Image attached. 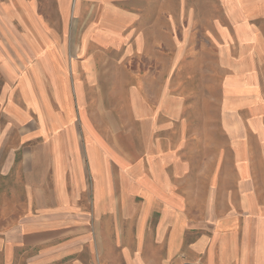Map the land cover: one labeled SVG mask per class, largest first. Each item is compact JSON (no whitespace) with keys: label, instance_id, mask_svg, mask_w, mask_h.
<instances>
[{"label":"rangeland","instance_id":"obj_1","mask_svg":"<svg viewBox=\"0 0 264 264\" xmlns=\"http://www.w3.org/2000/svg\"><path fill=\"white\" fill-rule=\"evenodd\" d=\"M25 1L0 0V251L264 264V0Z\"/></svg>","mask_w":264,"mask_h":264},{"label":"crops","instance_id":"obj_2","mask_svg":"<svg viewBox=\"0 0 264 264\" xmlns=\"http://www.w3.org/2000/svg\"><path fill=\"white\" fill-rule=\"evenodd\" d=\"M78 1L79 2L83 1L84 2V1H87V0H78ZM24 2H26V1L24 0ZM256 11H260V9L255 7V8H253L251 10V12H256ZM251 15H253V13H251ZM166 203H167L168 207H171L173 210L174 209L177 210V214H178L177 215V225H179L178 227H180V225H183V226H187L186 228L190 227V228L195 229L197 226H199V228H204V227H208V226H211V227L214 226L211 222H208V221H205V220L202 221V222H198V221L190 222V221L186 220V219H188V217L187 218L186 217L185 218L181 217V212L182 211L180 209V206L172 205L171 202H166ZM220 224L223 227H221ZM226 225H228V222H226V223L220 222L219 224H217V226L220 227L221 229L224 228ZM215 227H216V225H215ZM23 229H25V228H23ZM173 232L177 236V241H176V247L172 246V248H171V250L169 252V255H168V258L172 259V260L177 258L180 255V253H181V246H180V239H179L180 238V232H179L178 228L174 229ZM26 237H28V235L25 234V232L23 230L22 234H20L19 237H18V238H20V240L17 241V243H21L22 242V243L25 244V243L29 242L30 239L26 238ZM12 245H14V244H12ZM115 255L116 254H114L113 257ZM0 256L5 257L4 259L8 260L7 264H24V262H25L24 259H26V256H24V254H22L21 251L18 250V249L0 251ZM49 257H50V253L47 250H45V252H41L39 254V257H36V258H39V259L42 260L44 258L45 259H47V258L49 259ZM18 260H21V261L18 262ZM183 261H187V260H182V261L180 260V261H178V263H181ZM191 262H195L196 263V261H191ZM178 263H176V264H178Z\"/></svg>","mask_w":264,"mask_h":264},{"label":"built area","instance_id":"obj_3","mask_svg":"<svg viewBox=\"0 0 264 264\" xmlns=\"http://www.w3.org/2000/svg\"><path fill=\"white\" fill-rule=\"evenodd\" d=\"M178 264H196V263H194V262H190V261H183V262L178 263Z\"/></svg>","mask_w":264,"mask_h":264}]
</instances>
